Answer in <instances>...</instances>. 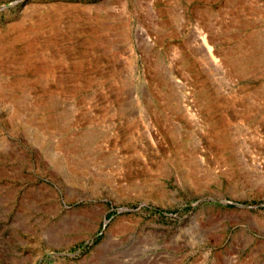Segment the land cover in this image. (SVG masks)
I'll return each mask as SVG.
<instances>
[{"label":"rangeland","instance_id":"rangeland-1","mask_svg":"<svg viewBox=\"0 0 264 264\" xmlns=\"http://www.w3.org/2000/svg\"><path fill=\"white\" fill-rule=\"evenodd\" d=\"M0 264H264V0H0Z\"/></svg>","mask_w":264,"mask_h":264},{"label":"water","instance_id":"water-1","mask_svg":"<svg viewBox=\"0 0 264 264\" xmlns=\"http://www.w3.org/2000/svg\"><path fill=\"white\" fill-rule=\"evenodd\" d=\"M107 223V219H104L103 221V225H105Z\"/></svg>","mask_w":264,"mask_h":264}]
</instances>
